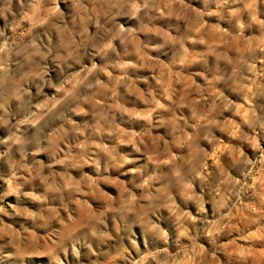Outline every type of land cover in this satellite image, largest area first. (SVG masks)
Returning <instances> with one entry per match:
<instances>
[{"label":"rangeland","instance_id":"rangeland-1","mask_svg":"<svg viewBox=\"0 0 264 264\" xmlns=\"http://www.w3.org/2000/svg\"><path fill=\"white\" fill-rule=\"evenodd\" d=\"M0 264H264V0H0Z\"/></svg>","mask_w":264,"mask_h":264}]
</instances>
